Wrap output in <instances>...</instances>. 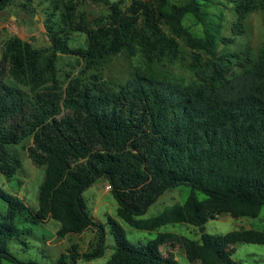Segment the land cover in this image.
I'll return each instance as SVG.
<instances>
[{
  "label": "trees",
  "instance_id": "16d2710c",
  "mask_svg": "<svg viewBox=\"0 0 264 264\" xmlns=\"http://www.w3.org/2000/svg\"><path fill=\"white\" fill-rule=\"evenodd\" d=\"M22 6L31 7L32 0ZM108 6L109 13L90 21L69 0L60 27L48 25L53 54L42 68L40 51L13 38L4 57L17 76L36 88L50 87L30 100L24 90L0 81V173L7 181L22 168L12 147L21 146L37 166H45L38 209L31 212L18 196L0 188V264L23 262L9 250L12 242L27 246L31 229L46 220L61 224L62 238L93 228L97 233L88 261L104 256L106 230L86 210L82 194L105 180L118 202L117 217L129 226L155 231L168 224H188L202 231L195 241L173 233H159L146 243H132L119 223L108 219L114 240L105 264H177L173 252L183 249L190 264H241L232 258L236 244L264 246V231L241 230L224 235L204 233L218 216L257 218L264 207V56L242 61L240 55H219L215 36H195L183 20L192 14L202 21L198 0L170 5L167 0H132L123 9L109 0H89ZM14 0H0V12ZM237 21L233 35L243 34L245 16L264 0H235ZM68 32L86 34V48L72 49ZM180 39L193 51L191 68L196 82L186 86L145 72L122 85L105 80L89 83L73 79L62 90L56 79L57 53L92 64L127 51L136 44L148 63L169 56L176 60ZM232 38L223 39L231 43ZM209 56L202 59V54ZM233 59L243 71L232 70ZM246 66H250L248 69ZM30 140L31 144H27ZM191 188L183 204L160 216L141 220L147 209L169 188ZM197 192L205 194L198 199ZM75 247L56 264H76Z\"/></svg>",
  "mask_w": 264,
  "mask_h": 264
},
{
  "label": "rangeland",
  "instance_id": "374dc122",
  "mask_svg": "<svg viewBox=\"0 0 264 264\" xmlns=\"http://www.w3.org/2000/svg\"><path fill=\"white\" fill-rule=\"evenodd\" d=\"M69 0H32L31 7L24 8L23 0H14L13 4L0 12V81L5 84L24 90L30 100L36 101L35 96L44 91V87H50L49 81L41 88H36L28 79L17 76L11 65L4 57L6 42L13 38L32 45L40 51L38 63L42 68L53 54L47 26L60 27V15L64 4ZM78 4V14L84 13L90 21L97 17L106 16L109 13L108 6L95 4L89 0H73ZM111 3H119L126 9L132 0H109ZM170 5H183L189 0H167ZM203 12L202 21H198L192 14H187L183 20L184 26L199 38L206 34L215 36V49L219 55H240L245 61L258 60L264 56V4L249 12L243 21V34L233 35V26L237 21L235 0H198ZM68 45L72 49L86 48V34L80 32H68ZM232 38L231 43H224L223 39ZM181 52L176 60L169 56L160 62L148 63L136 44V52L131 56L124 51L115 56L108 57L102 62L92 64L76 56L61 53L56 55V79L62 90L70 87L73 79L89 83L96 80H105L112 85H122L132 79L137 72H145L159 79L168 80L181 86L196 82V77L191 68L193 51L186 47L184 39H180ZM203 60L209 56L202 54ZM236 59H233L232 70L239 74L243 70L237 67ZM247 69L250 66H246ZM27 144H31L28 140ZM22 162V168L16 176L7 181L0 173V188L11 195L21 198L29 211L38 209L39 188L45 176V166L35 165L28 157L27 151L21 146L12 147ZM191 188L181 185L167 189L145 212L140 216L141 220H149L162 215L172 207L183 204L190 195ZM197 197L203 200L206 196L197 192ZM82 198L86 210L96 222H101L106 230V245L104 256L88 261L85 257L95 250L97 244L96 230L90 228L81 234H71L62 238L58 235L61 224L54 220H46L38 225L21 223V227L31 229L27 246L12 242L9 245L10 252L23 262L36 261L41 264H56L61 255L70 256L75 247L78 254L76 264H105L113 253L114 240L111 234L108 219L116 220L123 228L126 238L132 243H146L155 238L159 233H173L191 240L198 241L202 231L188 224H168L155 231L135 229L117 217L118 202L108 183L99 179L88 188ZM264 231V207L257 218L233 219L226 215L218 216L210 220L204 226V233L212 235H224L241 230ZM232 258L241 264H264V246L257 244H236ZM173 252L177 264H190L182 248L163 247V254ZM3 264H14L3 260ZM199 264V263H196Z\"/></svg>",
  "mask_w": 264,
  "mask_h": 264
}]
</instances>
